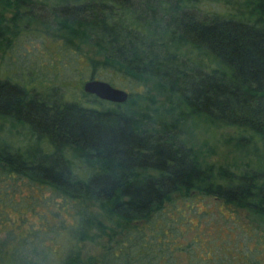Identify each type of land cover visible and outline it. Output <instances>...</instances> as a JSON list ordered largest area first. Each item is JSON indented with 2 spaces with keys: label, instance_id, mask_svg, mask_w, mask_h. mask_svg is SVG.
I'll return each instance as SVG.
<instances>
[{
  "label": "trees",
  "instance_id": "obj_1",
  "mask_svg": "<svg viewBox=\"0 0 264 264\" xmlns=\"http://www.w3.org/2000/svg\"><path fill=\"white\" fill-rule=\"evenodd\" d=\"M32 34L83 81L130 90L114 103L38 93L43 76L0 78V180L37 185L54 204L66 243L55 264H84V240L100 244L87 264H264V168L210 162L188 137L228 128V146L263 159L264 0H0V58ZM203 196L249 216L246 240L228 231L215 243ZM40 225L0 239V264H54L33 246L32 229L53 227Z\"/></svg>",
  "mask_w": 264,
  "mask_h": 264
},
{
  "label": "rangeland",
  "instance_id": "obj_2",
  "mask_svg": "<svg viewBox=\"0 0 264 264\" xmlns=\"http://www.w3.org/2000/svg\"><path fill=\"white\" fill-rule=\"evenodd\" d=\"M9 53L10 61L8 58L4 60L0 58L1 79L8 78L7 76L13 74L18 78H26V81L33 76H43L46 82H44V84L38 83L36 87L38 90L33 88V90L38 93H53L51 90H56L60 95H67L69 97L81 94L82 84L85 81H83L84 78L77 76L79 73L78 71L76 74L73 70L71 72L67 70L68 62L66 64L64 62L70 59H60L58 55L59 50L55 47V43L52 39L45 38L42 41L40 36L37 37L33 34L32 36H22L20 41L12 47ZM20 63L22 64L21 68L18 67ZM51 63H54L53 66H51ZM80 63L85 67L84 59L81 58ZM27 66L30 67V71H27ZM79 67L80 65H78V68ZM83 67L80 73L84 71ZM32 70L33 72H31ZM64 79L66 80L64 84H54L56 81ZM114 84H116V87L130 92L127 82L116 79ZM83 101L88 105L92 103L90 98H86ZM229 132L230 129L228 128H208L204 130L200 128L193 130L188 134V137L196 149L202 150V154L200 155L206 157L210 162L228 164L237 172H240L246 167L257 168L260 166L264 168V157L262 159L259 155L245 152L249 150V147L234 149V147L228 146L227 143L223 141L224 136ZM7 133L8 132L0 131V137L8 138L6 135ZM259 153L264 155V153ZM42 192L43 190L38 189L37 185L32 188L22 181L12 182L11 180L9 181V179L0 180V239L3 240L7 234H10V236L13 235L15 230L17 232L16 234L25 230L29 231V229H31L30 227H34L35 230H38V227H42L40 225L42 218L44 219L45 216H47L49 217V222L53 224V227L49 229V231H47V228L45 231L39 233L32 229V235L35 238L33 242L35 244H33V246L43 248L44 255L41 256L42 263L52 262L55 264V262L64 255L66 243L60 247L62 239L57 230V217H54L53 213L55 206L53 203L50 205L46 204ZM203 208L212 211L203 215L201 218L204 219L202 220L203 227L205 224L208 225L207 227H209L208 229L211 231L215 243L220 241L222 236L225 238L228 231H230L229 236L232 240L234 239L233 241H239L241 239L246 240V231L242 228L241 224L247 222L249 216L242 210H233L231 206L223 203L221 199L206 196H203L202 201H200L199 209ZM219 210L225 212V214ZM21 215L27 220L25 221V219L21 218V221L25 224L13 231L10 230V227L14 225L12 224V220L19 221V216ZM61 216L66 218L65 221L69 226L70 221H72V215L63 212ZM193 222H196V219H193ZM219 232L222 233V236ZM206 236L208 237L209 235ZM238 244H241V241L238 242ZM79 245L80 256L84 264H87L92 256L100 252L99 240H84L80 241ZM233 245H235V243ZM48 254L50 255L48 256Z\"/></svg>",
  "mask_w": 264,
  "mask_h": 264
},
{
  "label": "water",
  "instance_id": "obj_3",
  "mask_svg": "<svg viewBox=\"0 0 264 264\" xmlns=\"http://www.w3.org/2000/svg\"><path fill=\"white\" fill-rule=\"evenodd\" d=\"M82 89L85 93L114 103H124L129 97L128 91L102 79H87L83 82Z\"/></svg>",
  "mask_w": 264,
  "mask_h": 264
}]
</instances>
